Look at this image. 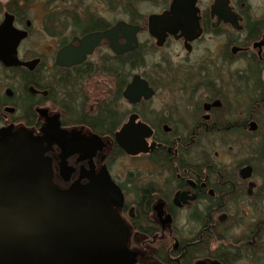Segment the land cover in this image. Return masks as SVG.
I'll return each mask as SVG.
<instances>
[{
  "label": "flooded vegetation",
  "instance_id": "flooded-vegetation-1",
  "mask_svg": "<svg viewBox=\"0 0 264 264\" xmlns=\"http://www.w3.org/2000/svg\"><path fill=\"white\" fill-rule=\"evenodd\" d=\"M66 48L71 66L59 64ZM136 78L153 96L131 104ZM64 79L98 87L88 111L112 106V136L68 125L47 101L45 82ZM132 116L153 130L148 154L115 142ZM19 130L46 149L60 192L107 170L134 264H264V0H0V139ZM126 160L131 171L113 175Z\"/></svg>",
  "mask_w": 264,
  "mask_h": 264
},
{
  "label": "water",
  "instance_id": "water-1",
  "mask_svg": "<svg viewBox=\"0 0 264 264\" xmlns=\"http://www.w3.org/2000/svg\"><path fill=\"white\" fill-rule=\"evenodd\" d=\"M98 41L86 42L84 53H91ZM70 50L60 55L61 66L72 65ZM5 57L6 65H14V59ZM148 86L136 78L126 87L124 99L131 104L150 100L153 90ZM129 119L115 134L117 146L131 157L150 153L157 147L149 143L153 130L137 123V116ZM44 134V141L52 145L59 132L48 125ZM30 136L19 130L0 139V264H134L127 228L116 215L123 195L107 170L93 188L60 192L51 181L46 149ZM68 157L65 150L61 159L65 181L73 174L66 168Z\"/></svg>",
  "mask_w": 264,
  "mask_h": 264
},
{
  "label": "trees",
  "instance_id": "trees-1",
  "mask_svg": "<svg viewBox=\"0 0 264 264\" xmlns=\"http://www.w3.org/2000/svg\"><path fill=\"white\" fill-rule=\"evenodd\" d=\"M126 76L124 73V80L115 81L114 97H120L121 91L128 83ZM55 83L53 81L45 82L50 89L47 101L54 103L61 109L68 125H85L91 132L101 136H112L118 130V128L110 125L112 106H105L104 108V105L100 104L96 111H88L89 101L101 96L100 90L98 87L94 88L93 82L64 79L63 81L60 80L56 86ZM86 83L91 85L86 88ZM105 109L108 110V114L104 112Z\"/></svg>",
  "mask_w": 264,
  "mask_h": 264
},
{
  "label": "rangeland",
  "instance_id": "rangeland-1",
  "mask_svg": "<svg viewBox=\"0 0 264 264\" xmlns=\"http://www.w3.org/2000/svg\"><path fill=\"white\" fill-rule=\"evenodd\" d=\"M159 106H160V101L157 100L156 103L154 104L153 108L159 109L160 108ZM45 107H50L53 113L57 111L50 104H45ZM131 169H132V162L131 161H128V160H126L124 162L121 161L118 165L117 164L114 165L112 173H113V175H115L117 177L118 174L125 173L126 171H129V170L131 171Z\"/></svg>",
  "mask_w": 264,
  "mask_h": 264
}]
</instances>
